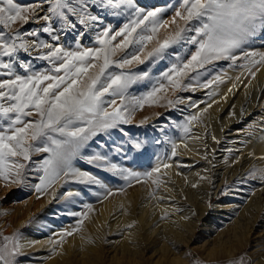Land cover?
I'll list each match as a JSON object with an SVG mask.
<instances>
[{
    "label": "snow or ice",
    "instance_id": "1",
    "mask_svg": "<svg viewBox=\"0 0 264 264\" xmlns=\"http://www.w3.org/2000/svg\"><path fill=\"white\" fill-rule=\"evenodd\" d=\"M169 10L174 14L165 19ZM69 32L80 39L93 33V46H82L79 40L74 48L62 46L61 36ZM44 34L48 39L41 38ZM258 35H264V0H176L150 10L139 0H0V180L5 186L25 185L34 173L38 193L56 185L83 186L66 188V200L92 186L104 189L107 198L112 193L106 180L117 178L130 184L155 176L152 184L159 187L156 174L171 168L170 163L161 161L143 173L123 167L113 154L123 157L127 151L97 138L110 130L123 131L120 126L145 105L183 102L167 99L169 90L195 92L223 83L220 75L202 80L220 61L230 67L241 61L238 66L254 78L251 69L264 64V52L246 45ZM32 59L46 66L35 69ZM166 60L168 66L154 73L153 66ZM140 85H146L143 92L136 91ZM214 94L206 93L209 98ZM196 119L187 117L189 123ZM183 131H189L187 123ZM130 147L146 151L139 140ZM177 147L172 142V157ZM248 179L264 183V168L253 165L242 182ZM85 207L91 211V205ZM72 215L86 218L87 213ZM23 247L19 234L3 236L0 264H19Z\"/></svg>",
    "mask_w": 264,
    "mask_h": 264
},
{
    "label": "rangeland",
    "instance_id": "2",
    "mask_svg": "<svg viewBox=\"0 0 264 264\" xmlns=\"http://www.w3.org/2000/svg\"><path fill=\"white\" fill-rule=\"evenodd\" d=\"M17 2L27 4L34 2V0H17ZM169 2L175 4L176 0H139L140 5L149 10L156 6H165ZM173 14V11L169 10L164 14V18L171 19ZM115 26L119 27V23L115 22ZM27 27L35 28L38 27V25L29 24ZM93 35V33H89L83 39H80L75 33L69 32L67 35L61 36L59 43L66 48H74L77 46L76 41L79 40L82 46H93ZM41 38L48 39L46 34L42 35ZM246 47L249 50L264 52V35H258L252 42L246 45ZM176 51L183 54V49H180L179 47H177ZM240 63L242 62L238 61L237 66L230 67L228 61H220L218 62L216 69L212 73L202 77V80H207L212 76L220 75L223 81H225L228 79L229 69L238 68ZM32 64L35 69H40L46 66V62L36 59H32ZM168 64L169 61L167 60L157 63L153 66L154 73L158 74L159 71L166 68ZM263 65L264 64H260L251 69V71L255 72L254 78L249 74V70L247 68L240 67V70L244 69L243 78H241L242 85L247 82L248 88L247 92L243 96L244 100H241V105L239 104L238 109L241 108L243 104L247 103L249 99H252L254 93L257 91V88L260 90L262 79L257 76L256 73ZM140 67L143 68L145 66ZM221 84L222 83L214 84L211 88H198L195 92L189 90L173 93L169 90L167 93V99L182 98L183 102L176 104L174 107L159 106V104L166 105L167 100H160L158 104L154 105H145L143 109H152L156 106L158 113L155 112V114H153L154 116L146 118L142 112L143 109H139L132 114L131 122L129 124L120 126L123 131L117 129L110 130V134L102 135L97 139H103L110 148L119 145L127 151V155L123 157L119 153L113 154L115 161L123 167L131 168L143 173L145 171H151L158 163L163 161L173 165L170 169L175 172H179L180 169H183L187 165L186 161L188 158L186 155H181L178 149L179 147L184 146V144H182V140L179 139V126L180 124L184 126L187 123L189 131L187 133L184 132L183 136L188 137L193 132L201 131L202 137L206 142L202 147L203 154L201 153V158L198 159L197 162L191 163L192 165L189 167L191 169L201 168L200 170H207L208 168L212 171L216 169V172L219 173L221 171L219 167L222 166V164L217 165L216 160L218 158L221 159V157L225 154H227L225 160H228L229 156H231L233 152L240 149L244 145V143L248 140V136L252 133L254 134L255 132L260 131L261 128H264V122H262V118H264V102L262 105H259V93L256 96V102L253 108H250L245 115H240L238 120L230 122L231 124L229 123L226 127H219L221 117H224L229 113L232 115L236 114L232 107V103L230 102L226 103V107H224V109L216 115H212L211 112H209V105H211V102L214 101L213 97L215 94H218ZM145 87L146 85H140L136 91L143 92ZM209 91L215 93L210 98L206 95ZM205 108H207V111H204ZM189 116H196L197 119L194 120V122L197 123L192 124L193 121L189 123L187 120V117ZM145 120L146 122L142 124L141 121ZM237 131L240 133L237 134ZM214 136L217 138L216 141H219V143L215 141L216 146L213 150H210L211 145L208 141ZM174 138H177V140L174 141ZM137 140L141 141L145 145L146 151L143 153H138L130 147V145ZM172 142L178 145L176 149L177 155L175 157L171 156ZM155 148L156 150H159V152L156 158L157 162L153 163V150H155ZM208 150H210V152ZM218 155L221 156L218 157ZM205 156H207V159H205ZM245 158L246 156L243 159ZM174 165L176 167H174ZM232 165L233 163H231L229 167ZM253 165L258 167L256 164L249 162L247 167L241 171L236 178L234 177V179L232 178L230 181L225 182L220 188L216 189L217 191L215 192H213V189H210V199L205 213V219H202L200 223L197 224L191 240L180 249L181 258L184 259L182 260L184 262L181 264H232V262L239 261L241 259L243 260V264H257L264 256V210L260 211L258 218L255 220L253 227L248 233L247 242L245 240L243 242L242 240L243 245L237 242V244H235L232 248V252L220 250L218 247L213 251V253L209 254L208 252L211 251L213 238L216 232H213L214 229L211 231H206L205 229L203 230L202 224L204 221H206L207 224H211L212 222L210 216L215 214L218 216L216 224H223L224 227L228 225L230 227V224L238 216V208L242 202L246 200V195L252 191L253 186L264 184L259 180L251 179H248L246 182H242L243 178L247 176ZM204 166H207L206 169ZM189 167L186 166L184 169H190ZM167 174V169L163 168L160 173L156 174L162 181L159 187L152 184V179H154L155 176L152 179H147L146 182L143 178L139 183L132 180L130 184L119 178L111 181L106 180L108 188L111 190V195L104 198V189L92 186L90 188H85L82 195L75 196L76 198L82 200L79 202H77L74 198H71L70 200L64 199L63 193L66 188H83V186L67 185L65 187H60V185H56L45 193H38L36 192L34 185L39 181L36 179V175L34 173L29 174L28 183L25 185L8 184L5 186V181L0 180V241H2L3 236H13L15 234H19L20 237L22 230L27 228L29 223L49 219L51 220L50 222L58 224V227L54 230H50L48 227L44 232L38 234L45 235L46 238L51 239V244L48 247L41 249H22L23 255L19 257V264H28L29 261L35 258V254H42L43 252L44 255L42 254L40 260L42 263H45L48 259L53 257L54 248L81 232L89 218H91L95 212H98L99 207L107 201L111 204L116 195H120L121 193L130 190L134 186H139L140 184L145 186L148 184L151 187L149 196L152 199L153 205L156 204L157 198L159 197L161 201H163V195L160 196L159 192L166 187L165 181L168 178ZM100 175L103 176L104 174L100 173ZM225 192L227 193L226 195L224 194ZM97 193H99V195H97ZM261 196L264 197V192ZM30 198L36 199V202L40 203L41 206L36 210L32 209V212H30L22 222L17 223L15 220H12L14 213L27 207V203ZM227 199H232L233 204L230 205L228 209H225V211L224 209L222 211L219 210L222 207H219L218 204ZM175 201L179 200L175 198L174 202ZM85 205H91V211H89ZM179 211H181V209H179ZM113 212H109V218H113L115 216ZM72 213H87V215L85 218L78 215H72ZM164 216V213H160L157 217L162 218ZM166 217H169L168 214ZM81 220L82 223L79 225V229L77 231H72L73 228L77 226L78 221ZM69 231L72 232V235H61L62 233ZM121 233V227H119L115 232L109 231L107 230V227H104L103 231L93 233L92 237L99 241L98 245L99 250L101 251V260L97 264L112 263L111 257L115 254V250L113 248L116 244L114 240L119 239L121 237ZM223 235V239H225L226 235ZM152 244L153 243L148 244L145 251H143L144 253H142L143 257L141 258V264H154V262L160 257V253H158V251L154 252ZM154 244L158 246V241L154 242ZM76 249L79 251L77 247ZM76 249L73 248L74 251L71 254L72 256L77 255L76 253H78V251Z\"/></svg>",
    "mask_w": 264,
    "mask_h": 264
},
{
    "label": "bare ground",
    "instance_id": "3",
    "mask_svg": "<svg viewBox=\"0 0 264 264\" xmlns=\"http://www.w3.org/2000/svg\"><path fill=\"white\" fill-rule=\"evenodd\" d=\"M243 70H240V67L229 69L228 79L220 85L218 94L214 95V101L211 102V106L209 107V112L212 115H216L226 107V103H232L236 114L232 115L229 113L221 117V123L219 124L221 128L226 127L232 121L238 120L240 115H245L250 108H253L258 93L259 105H262L264 102L263 65L256 73L262 79L260 84L261 91L256 87L257 91L254 93L252 99H249L247 103L238 109L248 88L247 82L244 85L241 82ZM237 77H239V80L236 79ZM233 84H235L234 88L232 87ZM229 88H232L231 92H229ZM142 112L146 118L154 116L155 112L158 113L156 106L152 109H143ZM196 123L193 121L192 124ZM179 128V139L182 140L184 146L178 149L181 155L188 157L186 166L189 167L192 165L191 163L197 162L201 158V153L203 154L202 147L206 142L202 137L201 131L193 132L188 137H185L183 136V125L180 124ZM239 133L237 131V134ZM176 140L177 138H174V141ZM215 141L213 137L208 141L211 145L210 150H213L216 146ZM210 150L208 151L210 152ZM158 152L159 150H156V148L153 150L154 159L151 157L153 163L157 162ZM245 156L246 158L243 159ZM226 157L227 154L221 157V159L218 158L216 160L217 165L222 164L219 167L221 169L219 173L216 172V169L212 171L208 168V171L200 170L201 168L191 169L190 167V169H184L186 166L180 169L179 172H175L170 168L167 169L168 178L165 181L166 187L159 192L160 196L163 195L164 199L161 201L160 197L157 198L155 205H153L152 199L149 196L151 187L148 184L145 186L143 184L134 186L132 189L116 195L111 204L107 201L99 207L98 212H95L89 218L81 232L54 248L53 257L42 263L40 260L42 254L44 255L42 252V254H35V258H31L32 260L28 264H97L101 260V251L99 250V241L94 239L92 235L97 231H103L104 227H107V230L112 232L117 231L119 227L122 228L121 237L114 240L116 243L113 248L115 254L111 257V264H141L142 253H144L143 251H145L146 246L151 243H153L152 248L154 252L158 251L160 253V257L154 264H181L184 262L182 261L184 259L181 258L180 249L191 240L197 224L202 219H205L210 199V189H213V192H215L225 182L230 181L232 178L234 179V177L236 178L247 167L249 162L256 164L258 166L256 168H264V128L248 136V140L244 145L238 151L233 152L228 160H225ZM231 163L233 165L229 167ZM174 167L176 166L174 165ZM206 167L204 166L205 169ZM201 176L208 177V179L201 180ZM193 184H196L197 187H192ZM263 192L264 184L253 186L252 191L246 195V200L238 208V216L230 224V227L228 225L224 227L223 224H216L218 216L215 214L210 216L211 224H207L206 221L202 223L203 230L211 231L214 229L213 232H216L212 242L213 246L211 251L208 252L209 254L213 253L218 247L220 250L232 252V248L237 242L241 245H243L242 240L243 242L244 240L247 242L248 233L258 218L260 211L264 210V197L261 196ZM73 198L77 202L82 201L76 197ZM175 198L180 202H174ZM36 201V199L30 198L26 208L16 213L13 212L14 216L12 220H15L17 223L22 222L32 212V209L36 210L41 206ZM232 202V199L220 202L218 206L222 208L219 210L222 211L224 209L225 211V209H228L233 204ZM109 212H113L115 216L109 218ZM160 213L168 214L169 217H157ZM50 221L49 219H44L29 223L27 228L22 230L19 237L20 243L24 245L22 249L35 250L48 247L52 240L38 233L41 234L48 227L50 230L58 227V224ZM130 224L132 227H128ZM223 234L226 235L225 239H223ZM156 241H158V246L154 244ZM73 248L78 251L77 255H71L74 251ZM257 264H264V256Z\"/></svg>",
    "mask_w": 264,
    "mask_h": 264
}]
</instances>
